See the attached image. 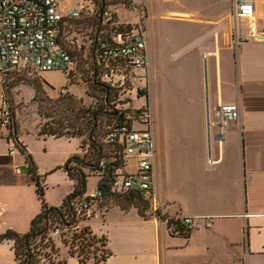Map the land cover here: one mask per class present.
<instances>
[{
    "label": "crops",
    "instance_id": "obj_1",
    "mask_svg": "<svg viewBox=\"0 0 264 264\" xmlns=\"http://www.w3.org/2000/svg\"><path fill=\"white\" fill-rule=\"evenodd\" d=\"M228 2L221 15L203 16L192 9H170L165 15L200 29L187 34L185 41L196 52L199 72L175 83L182 88L179 106L163 117L156 111L158 78L169 72L154 34L148 38V11L123 22L142 18L147 33L149 70L148 75L142 72L137 88L147 87L145 100L155 115L154 210L171 219L193 218L196 228L173 232L167 220L156 215L144 217L137 207L123 210L111 204L103 216L86 222L106 238L107 259L82 262L69 255L68 264H264V13L257 14L255 29L253 20L242 19L241 32L249 38L236 44L232 0ZM3 90L0 84V110L7 94ZM227 103H236L240 116L225 126L219 106ZM12 132L14 141L17 137L32 154L46 190L48 184L63 185L47 195L45 190L46 201L60 206L73 190L63 166L83 153L82 138L39 136L38 124L31 132L47 138L32 146L22 137L15 110ZM61 138H77L80 146ZM96 188L88 190L87 183L88 192ZM40 211L24 153L18 146L11 151L8 138L0 136V234L27 232ZM16 263L13 241L1 242L0 264Z\"/></svg>",
    "mask_w": 264,
    "mask_h": 264
},
{
    "label": "trees",
    "instance_id": "obj_2",
    "mask_svg": "<svg viewBox=\"0 0 264 264\" xmlns=\"http://www.w3.org/2000/svg\"><path fill=\"white\" fill-rule=\"evenodd\" d=\"M96 1H91L90 3L92 4L88 6L82 5L80 17L74 18L66 16L64 18L59 30V40L62 47L71 53L75 64H77L74 46L75 39H73L72 35L67 36L66 25L70 23L71 27H77V29H74V34H84V39L87 36L91 45V60L87 65L89 80L103 92L107 107L105 109L88 108V114H82L83 117H85V121L80 123L78 122L80 120L79 112H76L77 101L73 96L64 94L59 95L56 99L51 98L48 95H44L45 91H43L39 82L35 83V100H38L40 103L39 114L44 117L56 112L60 116L58 125L53 124L52 121L39 124L38 135L81 137L83 153L72 156L63 166L73 180V190L60 206H53L46 201V184L44 182V176L38 173V168L32 154L26 149V146L15 137L18 148L26 157L27 171L32 175L35 181L36 191L41 201V211L32 219L30 229L27 232L20 233L14 230H8L0 234V243L7 240L13 241V248L17 261L16 264H68V258L61 256L56 238L51 236L52 230L57 225H62L66 228V230L59 235L60 237L71 235L72 241L77 242L78 247L81 248V253L79 252L75 255L76 251L71 252V256H77L79 260L86 262L90 259L88 256V253L91 252L90 247L94 249L92 252L97 253L96 250L101 246L102 254L100 256H93L95 257L94 262L99 263L107 259L109 253L106 250V238L94 233L91 226L86 224V222L92 218H78L76 216V209L79 202L89 193L87 191V183L88 177L92 174L98 177L97 187L103 191V195L101 198L87 199L91 201V207L93 206L100 211L102 216L104 215L103 209H106V206L116 204L123 210L137 207L139 213L144 217L149 216V214L156 215L161 219L167 220L171 229L172 225L176 222L174 219L170 220L169 217L164 215L160 210L149 211V201H151V199L145 197L142 192L126 189L116 190L113 188L117 169L123 165V159L121 157L123 153V144L111 141L109 133L115 126H118L125 120L128 114H132L137 111V109L127 107L126 103L129 102V98H126L125 101L118 100L119 93L123 90L116 88L111 83L103 81L100 78L101 64L97 49L100 38L110 36L116 32L132 34L140 29V24H143L144 21L142 18L139 24H126L120 21L113 7L117 4H122L127 7L126 2L129 0ZM97 4L101 5L99 10L96 9ZM107 9L112 13L105 15L104 12ZM82 28L83 31L81 30ZM89 29H92L93 32H89ZM84 32H86V35ZM24 68L31 67L18 66L16 69ZM11 70L0 74H6ZM33 70L37 71L35 69ZM131 89L132 88H128L124 90L122 94H125ZM140 91L143 92L142 90ZM11 100L14 101L13 98ZM46 101L53 105H45L43 102ZM117 102L120 103L122 108L117 106ZM80 109H82V107H79V110ZM71 111L73 113L69 114ZM102 161L105 163L104 166L100 165ZM109 199L114 200L115 203L110 202L108 204L106 201ZM79 222H81L80 227L75 228L74 226ZM173 232L186 233L183 228H179L178 230L174 228ZM84 252L85 254L82 255Z\"/></svg>",
    "mask_w": 264,
    "mask_h": 264
},
{
    "label": "built area",
    "instance_id": "obj_3",
    "mask_svg": "<svg viewBox=\"0 0 264 264\" xmlns=\"http://www.w3.org/2000/svg\"><path fill=\"white\" fill-rule=\"evenodd\" d=\"M81 12L82 6L75 5L66 12L61 11L57 0H0V73L8 71L12 66H24L39 72L62 71L72 82L74 75L70 74L74 70L75 62L71 53L62 47L59 30L66 16L78 18ZM104 13L109 15L112 12L107 9ZM258 13H264V0H232L231 15L236 24V44L249 38V35L241 32L242 19L253 20L252 27L255 29L254 21ZM97 51L101 64L100 78L116 88L123 91L128 88L135 89L138 80L143 77L142 72L148 75L149 56L144 23L132 34L116 32L100 38ZM137 90L138 92L145 90L143 91L145 94L147 87H138ZM123 91L119 93V101L122 100ZM66 93V88H62L59 95ZM117 106L122 108L119 102ZM219 114L223 124L227 126L239 118V106L236 103L221 104ZM13 116L12 100L8 95H4L0 110V136L8 138L11 151L17 147L12 132ZM154 125V113L147 101L110 131V140L123 144L121 156L123 165L117 169L113 186L116 190H137L154 200L156 153ZM132 157L136 158L137 169L134 173H129L126 167L129 158ZM209 160L212 162V158ZM100 165L104 166V161ZM102 195L103 191L97 187L84 196L77 206L76 216L100 218V211L91 207V201L87 198L96 199ZM174 220L176 222L172 225V230L183 228L185 232H189L197 225L190 217ZM80 224L81 222L74 227L79 228ZM207 226H211V222H207ZM64 230L66 228L62 225H57L51 236L56 238Z\"/></svg>",
    "mask_w": 264,
    "mask_h": 264
},
{
    "label": "rangeland",
    "instance_id": "obj_4",
    "mask_svg": "<svg viewBox=\"0 0 264 264\" xmlns=\"http://www.w3.org/2000/svg\"><path fill=\"white\" fill-rule=\"evenodd\" d=\"M57 1L59 2L60 8L64 10L65 8L69 9L74 5L78 7H81L82 5L88 6L92 4L90 3L91 1L95 2L96 0ZM228 1L229 0H129L126 2L127 7L122 4H117L113 7L121 22L134 21L138 15H142L146 10L148 11V38L150 39L151 35L154 34L155 44L162 50L166 69L169 72V75L166 77L160 75L158 78V106L156 111L158 110L162 117L167 113V110L170 112L171 109H176L179 106V92H181L182 88L180 89L181 86L175 85V83H180L181 80L184 83L186 78L191 77V72L193 75H197L199 72V68L196 61L194 62L193 57L196 52L191 51L192 49H190L185 41L187 39V34L197 32L200 29V26L182 19L167 18L165 15L169 14L170 9H192L195 12H198L197 14L199 15L209 17L213 15L216 16L219 15L224 8L228 7ZM100 8L101 5L97 4L96 9L99 10ZM75 28L77 29V27H71L70 23L66 25L67 36L72 35L73 39H75L74 46L77 64H75L74 70L70 74L74 75L72 82L62 71H46L41 72L40 75L39 72L34 71L32 68H24L11 70L6 74H0V84L4 89L3 91L7 93L5 95L11 96L14 100L13 107L22 131V137L24 141H29L32 146L37 145L39 142L42 144L47 138H39L31 132L36 129L38 124L52 121L53 124L58 125V121L60 120V116L56 112L44 117L39 114L40 103L38 100H35V83L39 82L41 84L43 91H45L44 95H48L54 99L58 98L62 88H66L67 93L65 95L70 94V96H73L77 101L76 112H79L80 120L78 122L80 123L85 121V117H83L82 114H88V108L105 109L107 107V104L104 101L103 92L89 80L87 65L91 60L90 42L87 39V36L85 39L83 38L84 34H74ZM81 30L83 31V28ZM89 32H93V30L89 29ZM84 33L86 35V32ZM185 71L188 72V74L184 73ZM151 77L154 80V76ZM145 97L148 99V95H145L141 91L138 92L137 88L129 90L121 95V99L124 101L126 98L130 99L129 102L126 103L127 107L136 109L143 106L146 101ZM43 103L45 105L48 104V106L53 105L47 101ZM79 107H82V109L79 110ZM72 113V111L71 113L69 112V114ZM58 140L70 142L75 148L80 146V140L77 138H61ZM135 161L136 158H129L130 165H127L126 167L129 173H134L136 171L137 161L136 163ZM67 182L70 181L68 180ZM97 184L98 177L95 174L88 177V190L96 188ZM62 188L63 185L48 184L46 195L47 192L58 191ZM153 201L154 200L149 201V211L154 210ZM106 202L108 204L110 202L115 203L112 199H109ZM60 204L61 202L58 205ZM56 243L60 248L61 256L65 258L71 255V252L76 251L75 255H77L81 251V248L78 247V243L72 241L71 235H68L67 237H56ZM101 248L102 247L100 246L99 249L96 250L97 253H95L92 252V250H94L93 247H90L91 252L88 253V256L90 257L89 261L95 260V257L93 256H100L102 254ZM84 254L85 252L82 255Z\"/></svg>",
    "mask_w": 264,
    "mask_h": 264
},
{
    "label": "water",
    "instance_id": "obj_5",
    "mask_svg": "<svg viewBox=\"0 0 264 264\" xmlns=\"http://www.w3.org/2000/svg\"><path fill=\"white\" fill-rule=\"evenodd\" d=\"M16 68H17V66H12V67H10V70H11V69H16Z\"/></svg>",
    "mask_w": 264,
    "mask_h": 264
}]
</instances>
